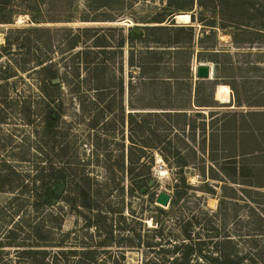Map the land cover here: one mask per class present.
<instances>
[{
  "label": "rangeland",
  "instance_id": "1",
  "mask_svg": "<svg viewBox=\"0 0 264 264\" xmlns=\"http://www.w3.org/2000/svg\"><path fill=\"white\" fill-rule=\"evenodd\" d=\"M38 1L8 0L0 10V68L17 71L0 80V170L8 175L0 192V258L41 264L18 254L14 239L33 245L31 227L53 214L54 228L61 224L57 240L72 232L67 250L101 213L114 240L125 236L119 228L137 236L139 247L124 251L127 264H169L181 258L173 250L181 244L196 246L189 264H264V0H206L201 8L183 1L172 10L167 0ZM178 13L194 21L171 22ZM154 18L192 31L155 32L151 41L189 39L190 47L175 55L145 42L141 27ZM205 25H215V36ZM145 46L159 53L155 82L136 67ZM211 47L228 53L230 65L224 60L195 96V69L209 63L197 53ZM49 72L57 88L49 87ZM227 82L236 97L221 85ZM161 112L186 115L155 114ZM239 126L251 132L242 147ZM40 169L41 193L53 194L34 211L24 176ZM51 176L58 180L45 186ZM139 180L147 186L131 192ZM160 192L171 196L167 207L156 203Z\"/></svg>",
  "mask_w": 264,
  "mask_h": 264
},
{
  "label": "trees",
  "instance_id": "2",
  "mask_svg": "<svg viewBox=\"0 0 264 264\" xmlns=\"http://www.w3.org/2000/svg\"><path fill=\"white\" fill-rule=\"evenodd\" d=\"M100 1L101 0H98V2ZM183 1L187 2L188 5H190V7L193 5V2H194V0H167L166 5H167L168 10H172L174 7H176V5H178L179 2H183ZM205 1L206 0H196L197 6L199 8L204 7ZM7 2L8 0H0V10L2 9L1 8L2 6L7 4ZM30 3L38 4L39 1L30 0ZM30 3H29V6H30ZM103 3L105 4L106 2L102 0V4ZM178 14H181V13H178ZM178 14H175V16ZM170 18H172V16ZM154 19L155 20L150 21L153 24H149V25H145L141 27L142 30H144L147 35L146 38H143L145 42L148 41L151 44L160 45L156 47L168 49V50H163V51H170L171 54H175V55L182 53L184 48L190 47V46H187L189 45V41H190L189 39L187 40L188 42H182L178 38L175 40H171L170 38H168V40H164V41H161V40L151 41L149 39V36L150 34L155 33V32H159V33L172 32V33H175L176 36L178 37L180 36L179 34L183 33L186 30L192 31L191 27H187L188 29H186V27H183V26H175L173 25L174 23H170L172 25H160V24H163L164 20L160 21V19L158 20L157 18H154ZM31 20L33 22H38L37 17H31ZM191 21L192 22L194 21L193 16H191ZM171 22H173V20ZM84 23H88V22H84ZM110 23H113V22H110ZM205 26L211 28L210 30L212 34H214L215 36V32H213L215 31V25H205ZM219 28L224 29L226 27L225 25L221 24L219 25ZM237 29L239 28H236V30ZM233 38L234 40L236 39L235 34L233 35ZM141 39L142 38H140V40ZM119 47L121 48L123 47V42L120 44ZM145 47H148V48H146V50H142L141 52H139V55L141 58L138 60V66L136 67L139 69V71L143 75H146V74L148 75L147 77L148 81L155 82L157 81V79H156V76H154L152 71L156 70V65L157 63H159V61L153 60V59H154V56L159 53H157L154 50H149L150 46H145ZM204 51L205 52L197 53V59L212 63L214 66V71L216 75H217V72L222 67H224V65L226 64L224 60H228L227 63L230 65L229 59L231 58V56L228 53L219 52L213 49L212 47L211 49L204 50ZM133 54H134L133 50L128 51L127 59H128V66L130 68H133L135 66ZM166 54H169V53H166ZM35 71H37L36 74L39 77H41V63L37 65V70ZM16 76H17V71L14 68H11L9 71L6 68L3 70L2 68H0V80L10 79ZM215 77L218 78V76H215ZM48 78L50 79L49 87L51 89L57 88L58 85L52 84V81L55 79V73L49 72ZM164 79H167V78H164ZM162 82H166V81H162ZM204 82H207V81L196 80L195 89H194L195 96H197L199 86L204 84ZM167 85L169 86V84ZM221 85L222 86L228 85L231 88V91L234 93L235 97L237 96V90L233 83L227 82L225 84L221 83ZM155 114H160V116L166 118V117H171V116H177L178 114L186 115V112H181V113L161 112V113H155ZM234 129H235L234 133L237 132V135H238V139H237L239 142L238 147H242V139L245 137V134H248L251 132H248L247 130L242 129V127L240 126L237 127V129L236 127ZM3 171L4 170H0V192H2L1 182L5 178L8 177V175L3 174ZM241 171H242V167L238 169L239 176L241 174ZM24 177L29 178V184L24 186V189L27 190L28 192V196H29L28 202L30 203L31 209L34 211H39L41 209V206L43 207L45 205H49L50 203L49 199L51 198V195L53 193L49 189H46L43 193H41V169L37 171L35 175L33 176H30L28 174ZM52 178H56L58 180L57 177L51 176V177H48L46 180H42L43 184L45 186L49 185L51 181H54ZM63 178L62 180L64 181ZM107 181L108 183L110 182L109 179ZM110 183L111 185L113 184V182H110ZM146 186H147L146 180H139L135 185H132V188L130 189V191L132 192L134 191V189H139V190L144 189ZM63 194H64V190L62 188V191L59 197L62 196ZM95 217L101 218V222L100 223L98 221L96 222V220L95 222H92L91 220H88V222H86L85 228L89 229V231L91 232L85 233L86 235L85 234L83 235V240H81L80 242H77L76 244L74 243L71 244V245H74L75 248L74 246H72V248H68L67 250L63 248L64 245L68 244L67 240L72 239L71 238L72 232H67L66 234H63V236H61L59 240H57L54 237V233H53L54 230L61 229L60 228L61 224H58V228H54L52 224V220H51L53 219V214L48 216V221H45V224L41 223V228L38 226V224H34L31 227L30 234H31V237H33L31 239L32 242L34 241L33 245H30V244L26 245L24 244L25 242L16 244L15 243L16 239H14V242H13L14 244H12L11 247H16L18 249L22 248L23 250L17 253L25 258L30 259L31 261H35V259L38 257L40 259L41 264H127L126 255L124 251L126 249H136L139 247L138 242H137L138 240H135L137 236L132 233L130 234V232L126 234V232H124L126 231V228H122V229L119 228L117 229L119 231V235H122L123 233H125V236L123 234L122 236H118L117 239L115 238L114 240L115 230L113 228V224L110 223L107 225L106 217L105 215L103 216V214L101 213L96 214ZM40 231H41V238L39 237V234H38ZM22 241H29V240H22ZM114 246L120 250H118V252H113L111 249ZM33 247H40L41 250H34ZM195 247H196L195 244H181L180 246H175L173 250L174 251L181 250L182 256L181 258L173 259L174 262H170L169 264H173V263L174 264L175 263L189 264L190 257ZM221 258L224 259L225 257L224 256H221L219 258L209 257L205 259L209 263H217L218 260H221ZM0 264H6L2 258H0ZM144 264H155V263L152 261H146Z\"/></svg>",
  "mask_w": 264,
  "mask_h": 264
},
{
  "label": "water",
  "instance_id": "3",
  "mask_svg": "<svg viewBox=\"0 0 264 264\" xmlns=\"http://www.w3.org/2000/svg\"><path fill=\"white\" fill-rule=\"evenodd\" d=\"M174 20V16L172 18ZM214 66L212 63H201L195 69V80H211L213 77ZM58 80L54 79L52 84H57ZM62 188H59L57 194L60 195ZM171 196L167 193L160 192L156 198L159 206L167 207L170 203Z\"/></svg>",
  "mask_w": 264,
  "mask_h": 264
},
{
  "label": "bare ground",
  "instance_id": "4",
  "mask_svg": "<svg viewBox=\"0 0 264 264\" xmlns=\"http://www.w3.org/2000/svg\"><path fill=\"white\" fill-rule=\"evenodd\" d=\"M174 20L177 21V23L179 24H190L191 23V18L189 14H178V15H174Z\"/></svg>",
  "mask_w": 264,
  "mask_h": 264
}]
</instances>
